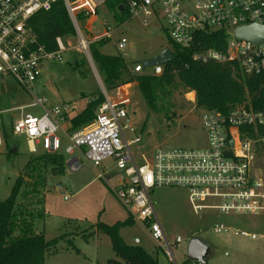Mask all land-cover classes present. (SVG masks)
Segmentation results:
<instances>
[{"label": "built area", "instance_id": "obj_1", "mask_svg": "<svg viewBox=\"0 0 264 264\" xmlns=\"http://www.w3.org/2000/svg\"><path fill=\"white\" fill-rule=\"evenodd\" d=\"M131 17L147 18L161 15L167 23L172 43L183 49H193L192 58L200 63H235L251 76L264 71V41L260 43L240 39L235 31L252 24L264 25V0H119ZM64 3L76 30V50L93 62L90 44L112 35L107 26L100 37L88 36L78 15L95 16L106 0H0V78L11 76L20 86L31 90L43 74L45 63L63 61V54L72 49L70 38L56 37L57 50L48 51L39 41L30 21L41 11H49ZM225 31L224 49L201 47V32ZM128 39L117 42L119 51L128 46ZM171 48V46H170ZM173 51V49L171 48ZM174 54V53H173ZM165 65V64H164ZM164 65L150 66L147 73L142 62L134 64L131 74L160 75ZM132 82L119 86L124 92ZM136 83V82H134ZM192 101L196 94L190 91ZM105 102L97 109L93 121L76 130L68 129L71 108L67 104L46 108L47 100L36 96L29 105L13 108L20 114L10 121L12 135H24L31 152L42 145L44 153H61L64 139H68L66 164L76 171L83 167L77 155L82 150L96 168L118 171V182L113 189L134 221H140L152 238L176 262L173 249L184 241L180 236L170 241L156 213L152 191L158 187H182L189 192V201L198 214L205 209L221 212L264 211V110L250 104L237 105L228 112L203 109L202 122L207 132L205 148L157 147L150 154H137L134 146L141 142L135 133L124 106L127 100L114 102L103 90ZM40 105L42 115L25 112L27 106ZM0 109V147L4 144V114ZM105 161H111L104 164ZM105 171L99 173L104 177ZM66 197V196H65ZM217 233L230 228L217 224ZM236 234L252 236L246 231ZM194 237H190V240ZM187 259V257H186ZM185 259V260H186ZM177 264V263H176ZM189 264H204L191 261Z\"/></svg>", "mask_w": 264, "mask_h": 264}, {"label": "rangeland", "instance_id": "obj_2", "mask_svg": "<svg viewBox=\"0 0 264 264\" xmlns=\"http://www.w3.org/2000/svg\"><path fill=\"white\" fill-rule=\"evenodd\" d=\"M146 20L147 25L143 16L129 17L127 14L117 19L115 13L103 4L95 19L86 20L82 26L95 37H100L110 26L112 35L99 45L100 51L121 55L133 69L135 63L159 54L172 43L162 14ZM121 37H126L129 43L127 48L119 51L116 42ZM71 40L73 48L63 54V61H47L41 79L31 90L20 86L11 76L0 78V109L9 110L4 114L6 124L20 114L13 108L33 103L36 96L47 100L46 108L67 104L71 114L75 115L82 112L100 91L103 92L101 77L98 78L89 60L76 50V39ZM151 70L148 67L146 72ZM179 91L181 93L175 95L177 114L174 118L150 112L147 101L134 82L124 92L120 93L117 88L109 93L114 102L127 100L124 106L136 131H126V134L130 138L134 135L141 138V142L134 146L137 154L141 151L150 154L157 147H207L203 109L191 100V92L184 94L182 87ZM24 111L35 115L46 112L40 105L27 106ZM68 143L69 140L64 139L61 153L65 157H70L66 153ZM8 145L11 149L16 148L11 154L8 153ZM43 153L42 145L37 146V152H31L24 135L10 134L7 142L4 139L0 147V202L11 194L30 157ZM77 155L83 162L81 169L73 171L66 164L63 171L53 172L51 168L46 171V215L36 222V226L45 233L46 239H62L53 252L46 254L44 264H109L110 259L118 257L110 237L98 231L96 226L98 223L113 225L131 218L113 189L118 182L117 169L113 167L106 171L94 167L82 150L78 149ZM101 171H105L104 177L99 176ZM152 198L167 238L170 241L178 236L184 239L173 249L176 262L170 259L140 221L122 227L120 233L127 244H140L159 264H183L192 235L210 247L207 264H264V211L221 212L205 209L197 214L189 201L188 190L182 187L155 188ZM217 224H223L230 230L217 233L213 230ZM236 230L256 234V238L236 234Z\"/></svg>", "mask_w": 264, "mask_h": 264}, {"label": "trees", "instance_id": "obj_3", "mask_svg": "<svg viewBox=\"0 0 264 264\" xmlns=\"http://www.w3.org/2000/svg\"><path fill=\"white\" fill-rule=\"evenodd\" d=\"M105 4L115 13L116 18L130 15L122 9L119 0H106ZM126 13V14H125ZM87 17L78 15L82 25ZM37 32L39 41L48 51H56V37L74 38L76 30L64 3L56 4L49 11H41L30 21ZM200 46L224 49L227 35L225 31L201 32ZM106 39L90 44L93 62L109 94L126 82H136L137 87L148 103L150 112L165 114L174 118L176 112V93L194 91L196 106L201 109L228 112L241 104H250L255 110H264V71L247 75L235 63H200L192 58L198 49H183L171 43L174 58L164 65L160 75L138 74L130 72V67L121 55H109L100 51L99 45ZM85 57V56H84ZM86 59V57H85ZM87 60V59H86ZM128 77V78H125ZM102 91L90 101L82 112L72 116L68 122L69 130L81 128L96 116L97 109L105 102ZM11 124H4L3 131L7 139ZM12 147L8 145V153ZM66 157L62 153H43L32 155L15 181L11 194L0 202V264H44L47 253L55 250L62 237L46 239L45 233L38 230L36 222L46 215L44 208V187L46 171H63ZM128 218L113 225L98 223L97 230L107 234L118 258L110 259L109 264H159L158 260L140 244L129 245L121 236V228L133 224ZM186 259L183 264H189Z\"/></svg>", "mask_w": 264, "mask_h": 264}, {"label": "water", "instance_id": "obj_4", "mask_svg": "<svg viewBox=\"0 0 264 264\" xmlns=\"http://www.w3.org/2000/svg\"><path fill=\"white\" fill-rule=\"evenodd\" d=\"M235 34L240 39H248L253 42L260 43L264 41V25L252 24L244 27H239L236 29ZM173 58H174L173 51L171 50L170 47H167L159 54L151 58L144 59L141 62L146 68L154 65H164ZM89 62L92 65L98 78H100L94 62H91L90 60ZM102 87L103 90H105V87L104 86ZM15 150L16 148L12 149V151ZM209 254H210V247L200 238L196 236L192 237L188 246L187 259L191 261H201L202 263L207 264V258L209 257Z\"/></svg>", "mask_w": 264, "mask_h": 264}, {"label": "crops", "instance_id": "obj_5", "mask_svg": "<svg viewBox=\"0 0 264 264\" xmlns=\"http://www.w3.org/2000/svg\"><path fill=\"white\" fill-rule=\"evenodd\" d=\"M123 9V8H122ZM112 11V10H111ZM112 12H114V11H112ZM95 17H96V15L95 16H91V17H89V18H87L86 20H90V19H95ZM86 31H87V29H86ZM88 33H89V31H88ZM90 35V34H89ZM91 36V35H90ZM76 115V114H75ZM72 116H74V115H70V118L72 117Z\"/></svg>", "mask_w": 264, "mask_h": 264}]
</instances>
